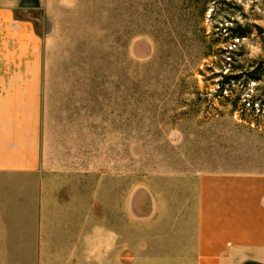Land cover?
<instances>
[{
    "label": "rangeland",
    "instance_id": "rangeland-1",
    "mask_svg": "<svg viewBox=\"0 0 264 264\" xmlns=\"http://www.w3.org/2000/svg\"><path fill=\"white\" fill-rule=\"evenodd\" d=\"M11 3L44 39L50 174L0 264H194L200 178L264 173V0Z\"/></svg>",
    "mask_w": 264,
    "mask_h": 264
},
{
    "label": "crops",
    "instance_id": "crops-1",
    "mask_svg": "<svg viewBox=\"0 0 264 264\" xmlns=\"http://www.w3.org/2000/svg\"><path fill=\"white\" fill-rule=\"evenodd\" d=\"M30 5H0V256L22 253L24 209L48 198L45 46ZM16 217V218H15ZM194 264H264V173L199 180Z\"/></svg>",
    "mask_w": 264,
    "mask_h": 264
}]
</instances>
